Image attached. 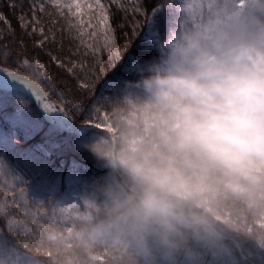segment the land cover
Segmentation results:
<instances>
[{
	"label": "clouds",
	"instance_id": "clouds-1",
	"mask_svg": "<svg viewBox=\"0 0 264 264\" xmlns=\"http://www.w3.org/2000/svg\"><path fill=\"white\" fill-rule=\"evenodd\" d=\"M202 16L174 15L157 54L116 83L105 129L82 144L103 175L49 227L50 257H20L251 264L253 249L264 253V0H215Z\"/></svg>",
	"mask_w": 264,
	"mask_h": 264
},
{
	"label": "rangeland",
	"instance_id": "rangeland-1",
	"mask_svg": "<svg viewBox=\"0 0 264 264\" xmlns=\"http://www.w3.org/2000/svg\"><path fill=\"white\" fill-rule=\"evenodd\" d=\"M26 1L28 3L27 5H24L22 9L20 8V6H16L15 9L8 8L9 5H7L8 7L6 8V13L9 12L10 15H8L9 17L6 16L5 17L9 23L11 22V20L13 23L11 29L14 30L18 28V30H20L21 33L22 31L25 33V31L21 29L20 23L17 18L22 14H25L29 21H31L32 18V7H31L32 0H26ZM104 1L108 2V0H102V2ZM18 2L17 0L15 1L12 0V2L10 3L17 4ZM199 2L200 0H177L178 10L177 7L176 8L174 7L173 10L176 11V14H172V16L169 17L168 21L174 15L186 16L187 15L186 13H182L179 10L183 9L188 4H192L193 7L195 8L199 4ZM11 10L13 11V15L10 12ZM45 10L46 13L48 12L52 13V18H55L57 20V24L55 25L54 29H58L61 26L63 27L64 21L60 19V16L55 8H53L50 4L46 3ZM64 11L67 14V9H65ZM36 15L39 18H41L42 23L46 28L45 31L47 34L49 26L46 25V23L44 22L47 21V19H44L42 17L43 15L46 14L37 11ZM62 19L64 20V18ZM68 19L72 21L73 25L78 26V20L76 17L69 15ZM83 19L85 20L84 28H87V23H88L87 17H84ZM111 21H116V20L111 19ZM167 22L165 23V28L167 26ZM146 25H147V33H145L146 31H144V33L145 35H147V38L153 37V35H150L151 32L155 34L154 38L157 41L160 35L156 33L152 21L148 20ZM116 28H118V26H116ZM72 29L76 31V36H77L78 27L71 28V30ZM29 31H31V28H29ZM87 31L90 32L92 31V29H87ZM0 32H3V34H5L4 40L0 41V43H6L9 45L10 48L13 47V49L14 47L18 46L17 44H20V41H18L17 44H14L12 40L7 39L6 36L9 33V30H8V26L3 22H0ZM98 35L100 34L98 33ZM63 36L64 37L62 38L61 36L57 35L55 43L48 42L45 44V46H51L53 47V49L57 50V48H60L65 45L63 42L64 39L65 42L70 44L71 47H74L75 45L78 47V44L74 42L76 40V36L70 35V31L66 27ZM147 38L142 37L141 39L145 40ZM40 39L41 37L39 36V34H33L32 36L27 35L25 39V43L32 45L33 48L35 49L36 48L35 42ZM85 39L87 40V36L85 37ZM100 44L103 45L102 39L100 40ZM79 46L83 49H86L84 45L80 44V41H79ZM68 48L69 47L66 45V50H68ZM36 49L38 51L35 54L29 55V57L27 58L29 60H33V58H38L42 63L47 62V59H49V57H46L45 53L43 52L45 51L44 50L45 48H36ZM87 51L89 52L90 50ZM103 52L106 53V51L104 50ZM103 52H100V54H103ZM130 52L131 54H129L128 51L127 54L123 55V60H124V58L129 54L125 60L126 62L129 61V56L130 55L132 56L133 54L132 51ZM27 54L28 51L25 50V53L23 55L27 56ZM18 55L21 56L20 54ZM139 55L140 54L136 56ZM98 56L100 55L98 54ZM98 56L96 59H100ZM10 67H13L15 69V66L12 64H10ZM125 67L128 68L129 64L128 65L125 64ZM76 70L80 71L79 69ZM19 71L25 72L26 70L19 69ZM101 73L102 74L100 76L103 75V77L108 75L103 72ZM46 74L48 77L50 76L47 71ZM126 75H128L127 72ZM68 76H69L68 80L64 79V81L60 84L61 85L59 86L60 88H66L71 90L72 88L70 83L76 82V84L78 85V81L77 78H75V76L74 77L71 75ZM70 78H72V81H70ZM124 78H129V77L125 76ZM34 82L40 83L41 87H44L41 82H44L45 84L47 83L48 85V81L46 80H40V82L36 80ZM22 88L26 90V93L31 94L30 91L24 88L23 86ZM21 91H14L10 93L5 92V94L0 95V108L5 106V129L0 124V234L6 236L8 240L11 241L13 244H15L20 250H24L22 244L17 243L16 237H13L10 234L9 226L11 225L15 227L17 222H24L29 226L30 229L34 231L35 235L38 236L39 230L37 225L34 224L33 221L38 220L40 223H43L47 226H51L53 224L63 222L62 217H68L69 213L70 215H75L76 210L78 208V204L80 203L79 198L88 184L86 182V178H83L81 176L80 171L81 168L83 167L80 166V163L78 161H72L70 163L71 167L64 176V178L61 175L53 178H51L50 175H46L42 177V180H36L34 178L30 179L28 177H25V173L23 169L15 163V159L13 158L14 156L12 157L11 151L26 149L30 153L31 155L30 157L36 156L38 153L44 154V156L46 157L51 153V149L48 146V144L38 141L41 140L40 139L41 137L45 138L47 136L48 139L51 140L53 138L52 137L53 133L51 131H56V130L53 129L52 127L50 128L49 127L50 125L44 126L43 122L40 121L38 116L40 110L42 111L41 112L42 115H44L45 110L42 107L39 99L31 94L33 96V100L36 102L35 104H32V102H29L30 100H28L25 94L23 93L25 91L23 92ZM104 95L106 96L105 93ZM100 106L104 107V102H101ZM90 131H92V129L80 131V133H78L75 136L76 147L83 148L82 144L86 139L87 134ZM65 141L71 142V139L70 140L65 139ZM60 201L71 204L65 207L63 204L60 203ZM64 208H68L69 212L61 215V210ZM260 253L261 252H258L253 249V256H255V258H259L261 256ZM40 259H42V256H40Z\"/></svg>",
	"mask_w": 264,
	"mask_h": 264
},
{
	"label": "trees",
	"instance_id": "trees-1",
	"mask_svg": "<svg viewBox=\"0 0 264 264\" xmlns=\"http://www.w3.org/2000/svg\"><path fill=\"white\" fill-rule=\"evenodd\" d=\"M18 1L19 0H17V2ZM10 2H12V0H0V11L6 17H9L8 15H10L9 12L6 13V8L8 7L7 5H10ZM104 2L107 3V1ZM138 2L144 9V15L137 14L133 16V13L131 11V0H121V3L128 8L127 12L123 11L116 4H111L109 6L110 18L112 20H116L112 21V27L115 30L117 44L119 43L118 46L121 50L122 57L124 54H127L128 51L129 54H131L130 51H132V56L136 58V61L141 59H148L157 54L154 47V43L156 42L154 36L147 38V35H145V33H147V21H152L156 33L158 35H161L166 30L165 23L168 21L169 17L172 16V14H176V11H174L173 9L174 7H177V0H138ZM27 3L28 2L26 0H21L17 4H15V8L16 6H20V8L22 9L24 5H27ZM156 9L163 10L157 12V14L153 16V11ZM10 12L13 15V11L11 10ZM42 17L44 19H47V21L44 22L46 23V25L51 27V20L53 19L52 16L43 15ZM62 18L63 17H60V19L64 21L63 27L61 26L58 29L53 28L55 30H53L55 32V35L61 36L63 38L66 27L70 31V35L76 36V31L74 29L71 30L67 21L65 19L63 20ZM133 19L139 21L140 25L135 36L131 35V26ZM122 24L125 25L123 28L120 27V25ZM10 25L12 27V20L10 22ZM116 26H118V28H116ZM144 31L146 32L144 33ZM125 33H127L128 35H125ZM3 35L5 37V34ZM6 37L8 40L10 39L15 42L14 44H17L18 41H23L24 49L21 50V48L19 47L20 44H17L18 46L14 47V49L12 47V50L17 54H20V57L22 58L23 56H26L23 55L25 53V50L28 51L27 57H29V55L35 54L38 51L36 48L34 49L32 45L25 43L27 35L23 31L21 33L18 28L12 30V32L9 31ZM142 37H146L147 39H141ZM128 40H131V43H129L127 45V48H125V43ZM63 42L65 45L57 48V50L53 49V47L51 46L43 47L45 48V51L43 52L45 53L46 57H49V59H47V62H45V65L47 67L45 71L49 73V77L52 79V83L56 85V89L52 90L49 88L47 83H41L43 84L46 92H48V102L53 103L58 108H64L66 113V116L63 113H51L49 115L47 111H44V115H42V111L40 110V113L38 115L40 121L43 122L44 126L50 125V128L52 127L56 130L51 131L53 133V138L51 140H49L47 136L45 138L41 137V140L38 141L48 144L51 149V153L46 157L41 153H38L36 156L30 157L31 155L26 149H20L11 151V154L12 157L14 156L13 158L15 159V163L23 169L25 177H28L30 179L34 178L36 180H42V177L46 175H50L51 178L61 175L64 178L71 167L70 163L72 161H78L80 163V166L83 167L80 171L81 176L83 178H86V182L87 184H89L93 179L103 175L104 170L99 167L90 153H88L83 148H78L75 146V136L77 135V132L75 130L69 129L68 127L71 125H84L85 117L89 115V111L91 110L93 104L96 103L97 96L100 94L101 87L105 84V82H118L125 76H128L126 75L125 64L128 65L129 61L126 62L125 60L129 54L124 58V60L122 58V60L117 63L116 67L113 68L109 66L107 53L103 52L104 49L102 44H100V47L103 54L96 53L95 55H93L91 51H89V54L91 56L89 54L85 56L84 53L87 50L79 46V41L77 39L74 42L78 44V47L75 44L74 47H71L70 44L65 42L64 39ZM66 45L69 47L68 50H66ZM48 53H51V55L53 56H57L58 59H61L68 66H71L70 62L73 60L83 62L86 66L85 71L95 65L97 60L96 58L98 54L100 55L98 57L102 62L103 71H99V69H97L98 75L100 76L102 74L101 72L108 75L105 77H103V75L100 76V80L97 81L96 92L94 95L86 99V106L83 111L80 110V105L76 104L73 100L74 97L79 98L81 95H83L82 90L78 88L76 82L70 83L72 88L71 90L59 87L61 86L60 84L64 81V79L68 80V75H73L68 73L66 68L57 67L56 64L51 61V57L48 55ZM73 53L76 54L73 55ZM138 54L140 55L136 56ZM9 68L10 70H17L13 67H10V65ZM75 72L77 76H84V72L78 71L76 69ZM18 73L22 74L24 72H20L18 70ZM38 81L40 82V80ZM70 81H72V78H70ZM5 92L9 93L5 90L0 89V95L5 94ZM111 92L112 90L105 92L106 96ZM26 97L28 100H30L29 102H32V104L36 103L31 97ZM102 108L104 109V107ZM0 124L5 129V106L0 108ZM65 139H71V142H67L65 141ZM260 254L261 256L259 258H255V256L251 257V264H264V253ZM42 259L46 260L47 257L42 256Z\"/></svg>",
	"mask_w": 264,
	"mask_h": 264
},
{
	"label": "snow or ice",
	"instance_id": "snow-or-ice-1",
	"mask_svg": "<svg viewBox=\"0 0 264 264\" xmlns=\"http://www.w3.org/2000/svg\"><path fill=\"white\" fill-rule=\"evenodd\" d=\"M215 0H200L199 4L194 8L192 4H188L183 9L179 11L186 13L188 17L195 20L196 18L202 19V13L205 9L211 12L212 5ZM50 4L55 8L60 17H63L70 28L78 27V35L76 39L80 41L81 45H84L87 50H90L93 55L101 52L100 40L103 41V49L107 53L110 67H116L117 63L122 60V53L120 48L117 46V39L115 36V30L112 27V21L110 18V5L116 4L123 11L127 12L128 8L125 7L121 0H108L107 3L102 2V0H32V18L29 21L25 14L20 15L17 19L20 23V27L25 33L29 36L33 34H39L41 37L40 40L35 42L36 48H43L46 43L52 42L55 43L56 36L53 31V28L57 24V20L53 18L51 20V27L48 28L46 34L45 26L42 23L41 18H39L36 13H45L46 15L52 16V13H46L45 4ZM131 11L133 16L135 15H144V9L138 2V0H131ZM243 5V0H241V6ZM9 7L15 8V4L12 3ZM67 9V14L65 13ZM163 9H156L153 11V16L157 12L162 11ZM71 15L76 17L78 20V26L73 25L72 21L68 19V16ZM84 17H87L88 23L87 28H84L85 20ZM0 22H3L8 26V30L11 32V25L6 19V17L0 13ZM94 22V23H93ZM125 25H120L123 28ZM139 21L133 19L131 26V35L135 36L137 29L139 28ZM31 28V31H29ZM87 29H92L88 32ZM98 33L100 35H98ZM125 35H128L125 33ZM150 35H155L150 32ZM87 36V40L85 37ZM4 40L3 32H0V41ZM91 41V42H89ZM15 43V42H13ZM131 43V40L126 41L125 48ZM21 49H24L23 41H20ZM76 53H73L75 55ZM89 52L85 51L84 55H88ZM51 60L59 68H66L68 73L76 76L78 81V88L82 90L83 95L79 98L74 97L73 100L76 104L80 105V110L83 111L86 106V99L96 92L97 81L100 80L97 69L103 71L102 62L97 59L95 65L92 68H89L85 71V64L78 61H71V66L66 65L61 59H58L57 56L51 55ZM136 58L134 56H129V66L134 65ZM12 64L17 70H10L9 65ZM129 68V67H128ZM126 68L125 71L128 69ZM19 69H25L26 71L22 74H18ZM46 65L42 63L38 58H33L29 60L27 56L21 58L17 53H15L12 48L9 47L6 43H0V89L3 88H13L17 85L23 86L29 90L33 96L39 99L42 107L45 111L50 113H63L66 116L64 108H58L53 103L48 102V92H46L44 87H41L40 83L34 82L36 80H46L48 81V86L50 89L55 90L56 85L52 83L51 78L46 74ZM75 69H79L81 72H84V76H77ZM30 74V75H29ZM115 82H105L101 87L100 95L97 97L96 103L93 104L89 115L85 117L84 129H92L94 131H102L105 129L106 125L104 124V118L106 116L105 110L100 106L101 102H105L108 97L104 95L105 92L114 89ZM69 209L64 208L61 210V215L68 213ZM70 215V213H69ZM37 225L39 230V235H35L34 231L29 228V226L24 222H17L16 226H9V232L13 237H16L17 243L22 244L23 249L26 252H34L40 256L50 257L51 253L46 252L42 247V242L47 235L48 229L50 226H47L43 223H40L38 220L33 221ZM19 248L8 240L6 236L0 234V258L2 257H14L20 261V264H30V258L20 257ZM103 257H101V261Z\"/></svg>",
	"mask_w": 264,
	"mask_h": 264
}]
</instances>
